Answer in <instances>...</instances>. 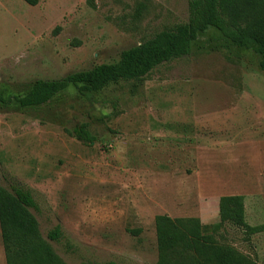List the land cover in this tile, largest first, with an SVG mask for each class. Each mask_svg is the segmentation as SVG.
Segmentation results:
<instances>
[{"label":"rangeland","instance_id":"1","mask_svg":"<svg viewBox=\"0 0 264 264\" xmlns=\"http://www.w3.org/2000/svg\"><path fill=\"white\" fill-rule=\"evenodd\" d=\"M188 20L189 0H0V93L10 99H0V186L29 187L42 236L67 264H155L158 215L216 224L230 195L245 197L247 223L262 229L225 222L218 237L264 264V72L253 50L210 27L189 55L142 79L90 98L70 86L37 107L13 99ZM81 124L96 141L75 137ZM57 225L64 238L48 239Z\"/></svg>","mask_w":264,"mask_h":264},{"label":"trees","instance_id":"2","mask_svg":"<svg viewBox=\"0 0 264 264\" xmlns=\"http://www.w3.org/2000/svg\"><path fill=\"white\" fill-rule=\"evenodd\" d=\"M25 1L32 6L39 3V0ZM210 27L233 44L258 54V67L264 72V0H189L186 23L162 30L124 50L116 62L98 64L58 80L39 79L25 94L13 99L22 107H37L70 86L90 98L111 83L142 79L162 63L189 55L199 33ZM0 99L10 101L1 93ZM74 135L85 144L97 139L86 124L75 127ZM1 153L0 140V157ZM36 208V200L24 183L12 179L7 187L0 186V229L7 264H67L42 236L39 221L31 211ZM219 211L221 221L212 225L203 224L198 217L158 215L155 227L159 256L155 264H258L218 237L225 222L249 234L262 229L247 223L245 197L222 196ZM47 238L60 241L64 238L62 227H54Z\"/></svg>","mask_w":264,"mask_h":264}]
</instances>
